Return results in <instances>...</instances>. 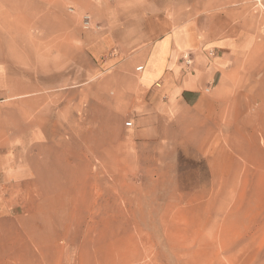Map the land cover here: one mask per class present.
<instances>
[{
    "label": "rangeland",
    "instance_id": "1",
    "mask_svg": "<svg viewBox=\"0 0 264 264\" xmlns=\"http://www.w3.org/2000/svg\"><path fill=\"white\" fill-rule=\"evenodd\" d=\"M111 1L238 58L207 125L139 122L154 111L128 108L137 82L89 55L87 14L0 0V168L33 169L19 195L0 177V216L5 197L20 218L0 222V264H264V0Z\"/></svg>",
    "mask_w": 264,
    "mask_h": 264
},
{
    "label": "crops",
    "instance_id": "2",
    "mask_svg": "<svg viewBox=\"0 0 264 264\" xmlns=\"http://www.w3.org/2000/svg\"><path fill=\"white\" fill-rule=\"evenodd\" d=\"M67 1L97 25L98 33L84 36L92 59L100 61L111 72V78L121 73L130 82H137L136 91L129 93L128 108L141 104L138 108L154 111L138 117L139 122L158 118L163 123L183 121L184 125L196 128L207 125L213 115V99L238 58L229 44L216 40L202 48L203 43L189 23L181 22L177 27L156 15L157 10L130 14L118 12L111 0ZM185 51L187 55L183 54ZM185 57L192 63L187 69L182 67ZM136 64L143 66L141 71L136 70ZM139 94L142 101L135 100ZM146 95H149L148 100H145ZM185 112L192 113L191 124H186L188 119L182 118ZM24 156V161L19 156L14 160L11 157L8 166L0 168V177L7 184L4 186L17 191L18 195L27 192L33 174L32 166L27 163L29 158ZM3 200L2 213L7 216H0V222L19 221L17 208L8 211L9 206Z\"/></svg>",
    "mask_w": 264,
    "mask_h": 264
},
{
    "label": "built area",
    "instance_id": "3",
    "mask_svg": "<svg viewBox=\"0 0 264 264\" xmlns=\"http://www.w3.org/2000/svg\"><path fill=\"white\" fill-rule=\"evenodd\" d=\"M83 20H84L83 23H84L85 28H88L89 24H90V20H89L88 15H85ZM142 68H143V66L139 65L136 67V70L141 71ZM125 124H126V126H131V122H126Z\"/></svg>",
    "mask_w": 264,
    "mask_h": 264
}]
</instances>
